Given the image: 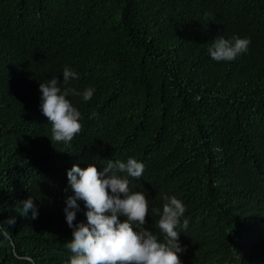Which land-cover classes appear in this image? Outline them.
<instances>
[{"label":"trees","instance_id":"1","mask_svg":"<svg viewBox=\"0 0 264 264\" xmlns=\"http://www.w3.org/2000/svg\"><path fill=\"white\" fill-rule=\"evenodd\" d=\"M234 36L247 52L213 60V40ZM52 78L77 93L70 144L42 114ZM129 157L144 165L127 179L148 200L145 228L162 240L152 208L185 206L181 264H264V0H0V222L15 217L16 251L70 264L67 171ZM28 198L36 219L19 209ZM78 203L74 225L87 222ZM0 264L27 262L0 243Z\"/></svg>","mask_w":264,"mask_h":264},{"label":"clouds","instance_id":"2","mask_svg":"<svg viewBox=\"0 0 264 264\" xmlns=\"http://www.w3.org/2000/svg\"><path fill=\"white\" fill-rule=\"evenodd\" d=\"M251 43L249 38L232 37L231 40L218 37L208 48L210 57L217 62H230L240 54L246 53ZM64 84L77 78V74L65 67L62 73ZM57 78L39 84L42 114L51 125L52 140L70 144L80 133L81 113L66 97L77 94L75 89L58 87ZM93 88L82 93L87 102L93 94ZM95 115V113L93 114ZM51 140V141H52ZM144 172V165L133 157L126 162L109 160L103 170L94 164L80 167L73 164L67 171L68 183L73 195L66 199L64 209L66 222L72 231V240L65 243L70 250V264H181L178 253L185 251L179 244L178 226L187 228L188 220L181 225L185 213L184 204L175 196H165L161 208H152V214L158 216L156 227L162 236L158 238L144 227L148 217V200L143 192L130 191L127 177L139 179ZM118 173H126L121 177ZM78 201H83L86 223L74 225ZM27 217L32 210L31 219L38 217V211L32 198L22 202L19 207ZM120 217H124L123 220ZM15 224V217L0 222V236L11 252V256L27 264H35L32 256L21 255L15 249V241L8 226Z\"/></svg>","mask_w":264,"mask_h":264}]
</instances>
